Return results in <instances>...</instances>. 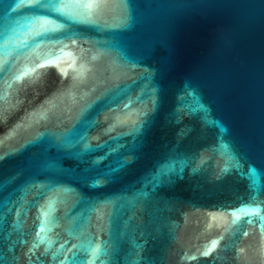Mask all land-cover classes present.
<instances>
[{"label":"water","instance_id":"water-1","mask_svg":"<svg viewBox=\"0 0 264 264\" xmlns=\"http://www.w3.org/2000/svg\"><path fill=\"white\" fill-rule=\"evenodd\" d=\"M0 264H264V0H0Z\"/></svg>","mask_w":264,"mask_h":264},{"label":"snow or ice","instance_id":"snow-or-ice-1","mask_svg":"<svg viewBox=\"0 0 264 264\" xmlns=\"http://www.w3.org/2000/svg\"><path fill=\"white\" fill-rule=\"evenodd\" d=\"M37 2H39V0H37Z\"/></svg>","mask_w":264,"mask_h":264}]
</instances>
